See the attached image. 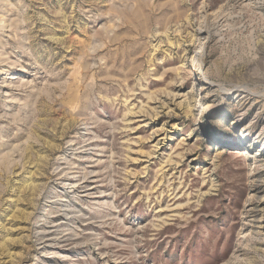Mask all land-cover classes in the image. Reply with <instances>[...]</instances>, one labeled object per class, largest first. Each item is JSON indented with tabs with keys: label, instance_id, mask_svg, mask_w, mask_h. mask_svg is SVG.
Returning <instances> with one entry per match:
<instances>
[{
	"label": "rangeland",
	"instance_id": "rangeland-1",
	"mask_svg": "<svg viewBox=\"0 0 264 264\" xmlns=\"http://www.w3.org/2000/svg\"><path fill=\"white\" fill-rule=\"evenodd\" d=\"M263 218L264 0H0V264H264Z\"/></svg>",
	"mask_w": 264,
	"mask_h": 264
},
{
	"label": "bare ground",
	"instance_id": "bare-ground-1",
	"mask_svg": "<svg viewBox=\"0 0 264 264\" xmlns=\"http://www.w3.org/2000/svg\"><path fill=\"white\" fill-rule=\"evenodd\" d=\"M244 136V135H243ZM174 165V164H173ZM71 182V181H70ZM78 183V182H77ZM88 214V213H87ZM262 227L264 228V218H263V220H262ZM54 240V239H53Z\"/></svg>",
	"mask_w": 264,
	"mask_h": 264
}]
</instances>
